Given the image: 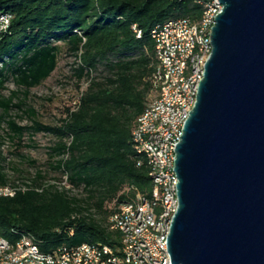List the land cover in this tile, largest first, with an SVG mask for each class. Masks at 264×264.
Segmentation results:
<instances>
[{
    "label": "trees",
    "instance_id": "obj_1",
    "mask_svg": "<svg viewBox=\"0 0 264 264\" xmlns=\"http://www.w3.org/2000/svg\"><path fill=\"white\" fill-rule=\"evenodd\" d=\"M0 12L12 14L9 32L0 37V88L8 71L17 85L41 84L57 67L58 42L79 59L74 77L88 79L76 107L59 127L33 125L60 137L53 150L62 157L55 168L66 171L72 185L82 186L88 201L53 189L0 196V236L15 242L21 233L30 234L43 252L83 242L118 245L120 232L109 228L108 217L118 202L136 190L149 193L152 187L148 165L145 160L137 164L132 146L133 130L152 87L151 31L170 18L198 19L201 5L197 0H0ZM133 25L141 30L140 38ZM135 51L137 55L110 58ZM102 63L108 75L92 76ZM12 100L0 97L5 112L0 120L21 106ZM7 125L14 136L27 129L12 119ZM65 137L68 142L62 141ZM8 180L0 156V184ZM110 202L113 209L107 207ZM89 207L95 211L84 215Z\"/></svg>",
    "mask_w": 264,
    "mask_h": 264
},
{
    "label": "water",
    "instance_id": "obj_2",
    "mask_svg": "<svg viewBox=\"0 0 264 264\" xmlns=\"http://www.w3.org/2000/svg\"><path fill=\"white\" fill-rule=\"evenodd\" d=\"M213 51L176 144L173 264H264V0H219Z\"/></svg>",
    "mask_w": 264,
    "mask_h": 264
},
{
    "label": "built area",
    "instance_id": "obj_3",
    "mask_svg": "<svg viewBox=\"0 0 264 264\" xmlns=\"http://www.w3.org/2000/svg\"><path fill=\"white\" fill-rule=\"evenodd\" d=\"M197 3L202 7L198 19L170 18L151 31L155 57L149 78L152 87L133 130L132 146L137 164L145 160L148 165L152 187L149 193L136 190L130 199L118 202L110 215L109 228L120 232V243L83 242L43 252L30 234L21 233L15 242L0 236V264H173L168 236L179 208L175 148L197 102L204 65L213 51L212 29L223 8L219 0ZM11 22V13L0 12V37L9 32ZM133 29L140 38L141 30L136 25ZM45 189L76 197L66 171L58 181L35 176L12 178L0 184V196ZM94 211L89 207L83 214Z\"/></svg>",
    "mask_w": 264,
    "mask_h": 264
},
{
    "label": "rangeland",
    "instance_id": "obj_4",
    "mask_svg": "<svg viewBox=\"0 0 264 264\" xmlns=\"http://www.w3.org/2000/svg\"><path fill=\"white\" fill-rule=\"evenodd\" d=\"M58 64L54 72L41 84L26 88L17 85L11 71L7 72L8 79L0 88V97H12L14 104L8 116L0 120V156L1 165L8 179L24 178L39 175V180H60L62 170L56 169V161L62 155L53 150L61 142L60 137L44 129L34 130V122L51 127H59L69 109L76 107L88 79L78 80L74 77L73 69L77 67L79 59L71 53L65 43L58 42ZM137 55V52H119L112 54V60L128 55ZM108 75L107 68L102 63L92 76L100 79ZM5 112L0 108V117ZM14 120L18 125L27 129L21 136H14L8 129L7 121ZM68 142V137L63 138ZM77 198L86 200L87 193L83 187L75 186L73 191ZM88 204H84L87 207ZM89 206V205H88ZM108 208L113 209L114 204L108 203ZM101 215L98 213V216ZM110 217V216H109ZM109 217L107 221L109 220Z\"/></svg>",
    "mask_w": 264,
    "mask_h": 264
}]
</instances>
